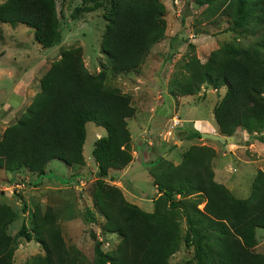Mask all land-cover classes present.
<instances>
[{"label":"trees","instance_id":"1","mask_svg":"<svg viewBox=\"0 0 264 264\" xmlns=\"http://www.w3.org/2000/svg\"><path fill=\"white\" fill-rule=\"evenodd\" d=\"M193 1L206 10H219L229 30L254 39L246 45L217 46L205 62L196 56L186 60L181 94L193 95L202 86L224 87L211 110L219 133L233 136L238 128L250 135L260 133L264 129V0ZM55 4L56 0H0V22L27 25L34 41L49 48L62 36ZM99 7L107 21L99 44L106 63L100 62L99 71L92 73L79 47L59 50L60 57L40 77V90L1 135L0 169L25 168L41 177L43 166L52 160L69 167L82 165L85 125L91 120L106 132L92 144L97 170L90 198L104 219L101 229L119 237L112 252H103L95 243L96 264H167L181 242L193 251L183 264H264V253L253 251L254 230L264 229L262 170L253 176L250 195L237 198L213 178L215 150L190 146L179 164L161 157L150 166L148 174L159 193L152 198L151 212L126 201L122 189L108 183V169L124 167L132 159L127 125L134 108L128 95L106 86V71L137 69L150 45L164 36L166 21L161 0H93L74 7L71 17ZM199 134L193 130L186 138ZM32 211L33 226L27 229L24 222L10 237L5 230L15 212L0 203V264H12L18 238L39 243L44 251L29 264H80L77 251L62 240L57 214L51 208Z\"/></svg>","mask_w":264,"mask_h":264},{"label":"rangeland","instance_id":"2","mask_svg":"<svg viewBox=\"0 0 264 264\" xmlns=\"http://www.w3.org/2000/svg\"><path fill=\"white\" fill-rule=\"evenodd\" d=\"M161 1L166 21L164 36L150 45L149 52L137 69L127 73H114L107 69L105 75L106 86L123 92L131 99L134 114L128 119L127 127L135 154L132 148L131 153L135 159H142L145 164L148 162V173L153 162L161 157L177 165L182 160L183 152L190 146L211 147L215 150L211 160L213 178L224 184L235 197L247 198L255 172L259 169L264 172V129L251 135L235 132L233 137L236 141L225 144L203 138L187 139L186 135L193 128L190 124H184L186 117L191 121L199 119L207 127L212 125L214 133L220 134L211 110L214 102L223 96L225 88L202 86L193 95H182L180 83L184 70L182 65L192 56L205 62L217 46L230 42L246 45L254 38L235 29L229 30V22L220 15L219 10L212 12L204 9L205 6L198 7L193 0ZM92 2L56 0L55 10L62 36L58 44L49 48H41L34 41L33 30L27 25L12 26L0 22V108L5 102L17 101L15 94L23 93L24 89L33 98L37 90H40V77L60 57V51L67 47L80 48L83 63L92 73L99 71L100 62L106 63L105 55L99 48L107 23L102 8L86 10L76 18L71 17L74 7ZM19 116L20 111L0 109V138L3 131L13 125ZM175 120L179 122L174 124ZM199 122L197 120L196 125L201 129ZM95 128L101 131L100 136L106 132L102 126L87 121L83 147L85 156L90 158H93ZM249 141L253 145H248ZM141 164H136L135 169L141 171ZM43 167L44 175L41 177L25 168L15 172L0 169V181L5 182L0 184V203L8 205L15 212L5 232L13 237L24 222L27 229H30L33 226L32 210L51 208L57 214L63 242L67 248L77 251L79 263L96 264L95 243H99L100 249L108 253L116 248L119 237L101 229L104 219L90 198L95 181L92 162L88 161L86 167L71 166L72 170L67 172L66 166L57 159ZM149 187L145 179H139L142 192L136 195H139L140 203L153 195ZM202 204L199 203L197 208L201 209ZM142 208L145 210L144 206ZM183 229L185 223L181 221V234ZM254 233L256 244L253 251L264 253V229L257 228ZM16 242L12 264H29L34 258L44 255L39 243L33 240L26 242L24 238H18ZM192 257V249H187L181 242L167 264H183Z\"/></svg>","mask_w":264,"mask_h":264},{"label":"crops","instance_id":"3","mask_svg":"<svg viewBox=\"0 0 264 264\" xmlns=\"http://www.w3.org/2000/svg\"><path fill=\"white\" fill-rule=\"evenodd\" d=\"M37 43V42H36ZM38 44V43H37ZM39 45V44H38ZM56 45V44H55ZM20 90V88H19ZM38 92V90H37ZM36 92V93H37ZM20 93V92H19ZM17 96V101L15 102H5L4 105L2 106L1 105V110L3 111H6L8 109V112H16V111H20V114L23 112L24 108L23 105L25 103H27L26 105L29 104V102L31 101V99L33 98H30L27 94V90L24 89L23 93H20V94H15ZM25 96V99H23ZM35 96V95H34ZM33 96V97H34ZM23 99V101H22ZM3 104V102H2ZM25 105V106H26ZM5 106V107H4ZM23 107V108H22ZM22 108V109H21ZM200 121V125H201V129H199L197 127V123L196 121ZM184 124L187 126L190 124V126H192L193 130H197L199 132H214V128L212 127V125H209V127L207 126H204L201 124V120L199 119H195L194 121H191V119H188L187 117L184 118ZM182 121V122H183ZM186 122V123H185ZM192 123V125H191ZM94 135H95V139H97L98 137H100V130L98 128H95L94 129ZM238 132H241L243 134H248V132H246L245 130L241 129V128H238L236 130V133ZM105 135V134H104ZM234 140L236 141V138L233 137ZM193 140H197L198 138H192ZM253 140H257V139H253ZM130 141H132L131 137H130ZM190 141V140H189ZM250 142V141H249ZM84 143V141H83ZM253 145V143H248V145ZM82 147H83V144H82ZM130 147L132 148L133 150V145L131 143ZM133 153L135 154V151L133 150ZM82 154H83V157H84V163L82 164V167H86L87 164H88V161L92 162V172L95 173L97 168H96V163L94 161V158H90V157H86L85 154H84V147L82 148ZM144 155V154H143ZM93 157V156H92ZM153 158V157H152ZM58 160V159H57ZM53 161V160H52ZM59 162H62L60 160H58ZM51 162V161H50ZM150 162V161H149ZM63 163V162H62ZM139 163H142L141 166H140V169L142 172V174H140L138 169H135V166L136 164H139ZM148 162H146V164L142 161V159H135L134 156L132 155V159L131 161L126 164L124 167H121V168H118V169H108V177H107V181L108 183H111V184H114L116 185L117 187H120L122 189V192H123V197L126 201L130 202V203H133L135 205H137L140 209L144 210L142 208V206L145 207V210L146 212H151L152 211V198H155L159 195L154 183H153V180L152 178L149 176V174L146 172V169L149 167V164H147ZM64 164V163H63ZM144 164V167H142V165ZM65 165V164H64ZM65 172L67 171H70L72 170L71 167L65 165ZM213 170V169H212ZM79 178V176H78ZM139 179H145L146 180V183H147V186H151L149 187L150 189L152 188V193L153 195L148 197L147 199L144 200L143 203H140L139 202V198L138 196L139 195H136L137 192H142V190L139 188ZM127 181H131L132 183L129 184L127 183ZM130 186V187H128ZM128 187V188H127ZM148 188V189H149ZM147 189V190H148ZM149 189V190H150ZM140 190V191H139ZM145 190V192L147 191ZM144 192V190H143ZM258 229H261V228H258Z\"/></svg>","mask_w":264,"mask_h":264},{"label":"water","instance_id":"4","mask_svg":"<svg viewBox=\"0 0 264 264\" xmlns=\"http://www.w3.org/2000/svg\"><path fill=\"white\" fill-rule=\"evenodd\" d=\"M199 138H203V139H210V140H216L218 141V143L220 144H225L226 142H233L234 138L233 136H223L218 134L217 132H200L199 134ZM5 182L0 181V184H3Z\"/></svg>","mask_w":264,"mask_h":264},{"label":"built area","instance_id":"5","mask_svg":"<svg viewBox=\"0 0 264 264\" xmlns=\"http://www.w3.org/2000/svg\"><path fill=\"white\" fill-rule=\"evenodd\" d=\"M179 122V120H175V123L174 124H177Z\"/></svg>","mask_w":264,"mask_h":264}]
</instances>
